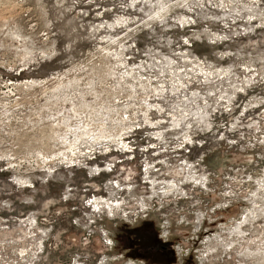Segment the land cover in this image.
I'll return each instance as SVG.
<instances>
[{
  "label": "rangeland",
  "instance_id": "rangeland-1",
  "mask_svg": "<svg viewBox=\"0 0 264 264\" xmlns=\"http://www.w3.org/2000/svg\"><path fill=\"white\" fill-rule=\"evenodd\" d=\"M152 227L264 264V0H0V264H143Z\"/></svg>",
  "mask_w": 264,
  "mask_h": 264
},
{
  "label": "flooded vegetation",
  "instance_id": "flooded-vegetation-1",
  "mask_svg": "<svg viewBox=\"0 0 264 264\" xmlns=\"http://www.w3.org/2000/svg\"><path fill=\"white\" fill-rule=\"evenodd\" d=\"M153 228V227H152ZM157 230V229H156ZM153 228L149 230H135L133 233L140 235L144 233L145 237L138 244L130 245L132 256L139 259L143 264H175V249L172 241H162L158 232ZM185 245L182 240L177 241Z\"/></svg>",
  "mask_w": 264,
  "mask_h": 264
},
{
  "label": "bare ground",
  "instance_id": "bare-ground-1",
  "mask_svg": "<svg viewBox=\"0 0 264 264\" xmlns=\"http://www.w3.org/2000/svg\"><path fill=\"white\" fill-rule=\"evenodd\" d=\"M205 70H206V69H205ZM205 70H204V71H205ZM102 111H103V110H102ZM90 117H91V116H90ZM63 120H64V119H63ZM120 131H121V130H120ZM117 133H118V132H117ZM65 137H66V136H65ZM63 141H64V140H63ZM106 141H107V140H106ZM106 141H105V142H106ZM63 150H64V149H63ZM71 155H73V154H71ZM60 156H61V155H60ZM50 164H51V163H50Z\"/></svg>",
  "mask_w": 264,
  "mask_h": 264
}]
</instances>
